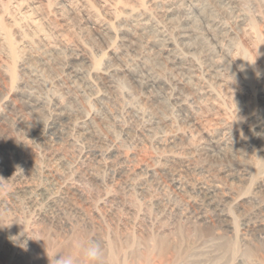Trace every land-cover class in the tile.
<instances>
[{
	"label": "rangeland",
	"instance_id": "obj_1",
	"mask_svg": "<svg viewBox=\"0 0 264 264\" xmlns=\"http://www.w3.org/2000/svg\"><path fill=\"white\" fill-rule=\"evenodd\" d=\"M56 106L65 132L33 142ZM263 127L264 0H0V264H89V241L100 264H264L247 227L264 223ZM227 170L244 171L216 189L228 217L196 221L199 188Z\"/></svg>",
	"mask_w": 264,
	"mask_h": 264
},
{
	"label": "bare ground",
	"instance_id": "obj_2",
	"mask_svg": "<svg viewBox=\"0 0 264 264\" xmlns=\"http://www.w3.org/2000/svg\"><path fill=\"white\" fill-rule=\"evenodd\" d=\"M174 11H176V10L174 8L170 7V5H168V7L165 10V13L172 15V12H174ZM181 22L183 23L184 27L179 32V39L180 40H185L187 38L192 37L193 35L194 36L196 35V31L192 27L191 28L188 27L189 22H190L188 19H185V20H183ZM101 28H102V33H104V35H106V34H108L110 32V26L107 25V24L102 25ZM167 43H168V45H171V46L174 47L173 42L171 40L168 39ZM171 50H172V48H171ZM173 53H174V55H173L174 56L173 63H183V64H185L187 62L189 64L191 63V64L195 65L191 56H189V55L179 56V55H177V53L175 51ZM74 60L81 62L82 61V56L81 55H76L74 57ZM149 84H151V85L152 84H160V81L151 80ZM26 98H27V101L25 103H26L27 109H29V110L31 109V110L34 111V110L39 108L40 102L37 101L32 94H30L28 92L26 94ZM66 110L67 109L63 108L62 106L61 107L56 106L55 109L53 110L51 116H50L51 117L50 121H48V123L44 125L45 127H43L42 130H40V129L39 130L38 129L37 130H31L30 136H31L33 142H34V140L36 141V140L44 138L47 134L50 133V131H52L54 134H57V132L63 134L65 132L64 131L65 129H62V128L65 127L64 126L65 121L67 119L71 118V116H72V112L69 111V110H67V111ZM85 125H86V123H85ZM262 126H260V127H262ZM223 130H225L227 132V134L233 136L232 135L233 132L229 131V128L226 127V128H223ZM57 135H59V134H57ZM51 136H52V134H51ZM257 139H258V141H256V142L258 143V147L261 149V152H264V127L261 129V134H258ZM224 143L219 141V140H214V138H213L211 141L207 142L206 146L213 148V147H216L218 145H223ZM91 153L92 154H96L94 152H91ZM108 154H111V153H108ZM50 155L53 158H55V157H57L58 152L57 151H53V152L50 153ZM83 158L85 160H87L88 156L84 155ZM181 162H182L183 165L188 163V161H185V160H181ZM186 166H184V167H186ZM243 172L244 171H240L238 173H231V171H228V170L227 171H223V172L219 171L216 175H213L212 176V180H210V181L214 182V185L210 186V188L215 189V190H212L210 188H199L201 191H203L201 193L202 199L199 200V201L197 200L196 202L193 203V206L195 208L194 218L196 219V221L204 222V221H207V220H210V219L213 220L215 218V220L218 221L219 223H224V220H226V218L228 216L219 207H220L221 202L226 200V199H228V198L230 199V196L227 193L223 194L222 196H220L219 194H217L216 189H221L220 184H225V185H231L232 186L234 184V182H237V180H238V178L240 176L242 177L244 175ZM173 176L174 175H172V177ZM15 177H17V176H15ZM46 177H47V180L50 182L51 185L52 184L55 185L54 181H56V179L58 177V172L50 170V171H48V176H46ZM172 185H173V187H175L177 185V181L173 179L172 180ZM18 186H19V189H20V194L23 193L24 195L28 196L26 198V200H28L29 203L36 204L39 201H41L43 198H45V194L41 193V192L44 191V190L47 191L46 188L43 189V187H37L35 189L33 188L34 190L30 191V190H28V186L24 185L23 183H20ZM178 190L181 191L180 189H178ZM76 192L77 191H75L74 188L65 187V190L63 189V194L67 195V196H70L71 194H73V195H71L72 197H74V195L75 196H79L78 194H74ZM219 197H220V200H221L220 202H218L216 200ZM47 204H49L51 206H54V202H50L49 200L47 201ZM212 207H214L217 210V212L211 210L210 208H212ZM215 220H213V221H215ZM247 227H253V230L255 232H257L259 234L262 233L261 235H264V223H257V224H254V225L248 224Z\"/></svg>",
	"mask_w": 264,
	"mask_h": 264
},
{
	"label": "clouds",
	"instance_id": "obj_3",
	"mask_svg": "<svg viewBox=\"0 0 264 264\" xmlns=\"http://www.w3.org/2000/svg\"><path fill=\"white\" fill-rule=\"evenodd\" d=\"M82 252L89 264H100V261L104 256L103 247L100 243L95 241H89L86 246H83ZM54 262L55 264H75L71 255H60V258L58 260L54 259Z\"/></svg>",
	"mask_w": 264,
	"mask_h": 264
}]
</instances>
